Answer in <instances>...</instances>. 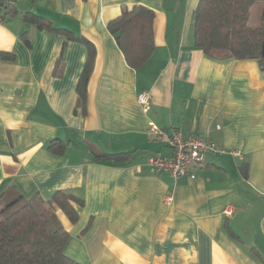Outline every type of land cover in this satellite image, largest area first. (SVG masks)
Instances as JSON below:
<instances>
[{
  "label": "crops",
  "instance_id": "obj_1",
  "mask_svg": "<svg viewBox=\"0 0 264 264\" xmlns=\"http://www.w3.org/2000/svg\"><path fill=\"white\" fill-rule=\"evenodd\" d=\"M0 23V203L57 191L82 200L64 253L81 264H264V72L256 59L216 58L194 46L199 0H10ZM154 11L155 48L128 66L109 20L124 7ZM27 12L53 28L23 20ZM94 58L84 106L77 84ZM4 53L5 56H2ZM146 92L144 112L137 96ZM167 135L211 138L242 156L208 152L195 176L155 172ZM218 126V127H217ZM52 141L66 143L62 153ZM131 151L129 161L97 159ZM231 207L230 216L223 211Z\"/></svg>",
  "mask_w": 264,
  "mask_h": 264
},
{
  "label": "trees",
  "instance_id": "obj_2",
  "mask_svg": "<svg viewBox=\"0 0 264 264\" xmlns=\"http://www.w3.org/2000/svg\"><path fill=\"white\" fill-rule=\"evenodd\" d=\"M255 1L199 0L192 20L194 46L216 58L256 59L264 72V7L260 25H249ZM0 7L10 13L15 10L10 0H1ZM153 19L151 8L135 4L124 7L106 24L131 68L142 66L155 48ZM23 20L70 34L68 38L80 39L66 30L53 28L48 20L31 12L25 13ZM87 46V61L76 88L81 106L85 104L86 84L94 58L92 44L87 42ZM65 147L66 143L61 141H52L49 145L56 153H62ZM91 152L97 159L113 163L127 162L132 155L131 151L102 153L92 149ZM74 204L81 205L82 200L60 190L48 199L39 194L26 198L17 193L0 203V264H81L65 255L69 235L55 214L59 208L71 222L76 221L78 213Z\"/></svg>",
  "mask_w": 264,
  "mask_h": 264
},
{
  "label": "built area",
  "instance_id": "obj_3",
  "mask_svg": "<svg viewBox=\"0 0 264 264\" xmlns=\"http://www.w3.org/2000/svg\"><path fill=\"white\" fill-rule=\"evenodd\" d=\"M1 10L2 7H0V23L4 19ZM137 99L142 110L147 112L151 106L149 94L141 92L138 94ZM148 133L156 138H163L166 136L167 146L171 149V154L169 156H161L157 153L151 155L148 159V165L155 172L166 171L175 178L183 175H188L193 178L195 176L193 169L203 163L204 156L208 152L229 153L238 157L242 156L241 151L221 148L211 138L196 135L184 137L182 133L176 129L171 130L166 135L164 130L153 122L148 123ZM223 213L225 216H230L232 213L231 207L224 209Z\"/></svg>",
  "mask_w": 264,
  "mask_h": 264
},
{
  "label": "rangeland",
  "instance_id": "obj_4",
  "mask_svg": "<svg viewBox=\"0 0 264 264\" xmlns=\"http://www.w3.org/2000/svg\"><path fill=\"white\" fill-rule=\"evenodd\" d=\"M264 7L263 1L256 0L252 9H251V16L249 19V25L251 26H259L261 23V11Z\"/></svg>",
  "mask_w": 264,
  "mask_h": 264
}]
</instances>
